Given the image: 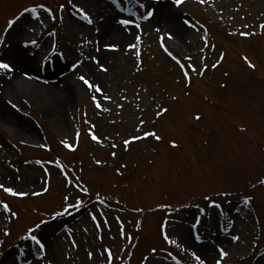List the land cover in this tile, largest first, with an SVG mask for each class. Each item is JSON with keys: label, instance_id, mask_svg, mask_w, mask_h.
I'll return each mask as SVG.
<instances>
[{"label": "rangeland", "instance_id": "374dc122", "mask_svg": "<svg viewBox=\"0 0 264 264\" xmlns=\"http://www.w3.org/2000/svg\"><path fill=\"white\" fill-rule=\"evenodd\" d=\"M139 1L0 0V264H264V0Z\"/></svg>", "mask_w": 264, "mask_h": 264}, {"label": "snow or ice", "instance_id": "6c2138e0", "mask_svg": "<svg viewBox=\"0 0 264 264\" xmlns=\"http://www.w3.org/2000/svg\"><path fill=\"white\" fill-rule=\"evenodd\" d=\"M70 2H71V0H70ZM183 2H184V0H173V3H174L175 5H177V6L181 5ZM200 2L203 3L204 0H200ZM114 3H115V0H114ZM137 3H139V0H137ZM37 7L41 8V9H44V5H42V4H41V5H38ZM61 7H63V5H61ZM139 7H140V8H145L146 6H145L144 4H139ZM45 10H46V11H50V10H47V9H45ZM28 11H29V9L25 8V12H28ZM32 11H35V9H32ZM78 11L80 12V14L84 15V18L88 21V23H92V20L89 18L88 14H87L86 12H84L83 9H78ZM129 11H131V10L129 9ZM153 15H154V10H153V9H149V10L146 11V13H144V14H142V15L140 16V19H142V20H148V19L151 18ZM17 22H18V20H16V21H14V20H9V21L7 22V27H8V29H11V28L13 27V25H14L15 23H17ZM119 23H120L122 26H129V25H131V26H134L135 28H139V27H140V25L137 24V23L135 22V20L132 19L131 17H129V18H121V19L119 20ZM157 30L159 31V29H157ZM6 31H7V29H6ZM165 35H166L169 39L172 38V35H171V33H165V34H163V35L161 36V46L165 48V51H167L166 46L163 44V40H164V36H165ZM136 39L139 40L140 37L137 36ZM3 42H4L3 39L0 38V43H3ZM32 43H35V41H32ZM106 47H108V48H113V49H114V48H116L117 46H116V45H106ZM128 47H129V48H135L136 45H135V44H129ZM137 54H138V53H137ZM168 54H169L170 56L172 55V53H170V52H169ZM92 59H96V58H95V57H92ZM187 59L190 60L191 57H187ZM245 59H247V58H245ZM180 66H181L182 69L184 68V65H183V64H181ZM249 66H250V67H254V65H251V64H250ZM73 67L75 68L76 65H73ZM101 67H102V70H106V69H103V66H101ZM205 67H206V66H205ZM213 67H216V65L214 64ZM191 69H192V71H197L195 65H192V66H191ZM0 70H3V71H5V72H11V71H13L14 69H13V66H12L9 62H7V61L3 60L2 58H0ZM183 74H184V76H185L186 78L188 77V72H187V71H184ZM200 74H202V72H201ZM79 79H80L81 81H83V83H84L85 85H87L90 89H91V88H94L96 92H101V91H102L101 88H100L98 85H95V84L91 83L88 79H86L85 76L81 75V76H79ZM105 98H106V99H110L109 97H105ZM93 100L96 101L97 98L94 96V97H93ZM13 106L15 107V105H13ZM97 107H98V108L100 107V103H99V101H97ZM161 111L163 112V111H167V110H166V109H161ZM159 114H160V113H158V115H159ZM196 118L199 119L198 116H197ZM141 123H143V121H141ZM77 135H79V134H77ZM144 135H145V136L152 135V136H155V138H156L157 140L160 139V137H159V136H156L155 133H145ZM92 139H93V140H97L98 137H97L95 134H93V135H92ZM137 139H138V137H137ZM62 143H64V144H65L66 146H68V147H71V145H68L66 141H62ZM124 143H125V145H127V144L130 143V141H129V140H125ZM174 143H175V142H173V145H174ZM113 155H115V153H113ZM96 162H97L98 164L101 163L100 161H96ZM261 183H264V180H262ZM0 188H2L5 192H7V193H9V194H11V195H18V196H25V195H27V193H24V192H17V191H15L13 188H11V187H5V186L2 185V184H0ZM45 191H46V189H45ZM82 191H83V192H87L88 189H87V188H83ZM67 200H68V197H65V201H66V203H65L64 207L62 208V210H61L60 212H57V213H56L57 216L64 215V214H68L69 209L79 208V207H81V206L83 205V202H82V201H78L76 204H69V203H67ZM214 203H215V202H213V204H214ZM3 208H4L5 210L10 211L9 206H8L6 203L3 204ZM11 214H12L13 216H16V215H17V213H15V212H12ZM93 219H95L94 216H93ZM40 223L43 224V223H45V221L42 220ZM37 227H39V225H37ZM7 234H8V233H5V235H7ZM22 239L30 240L31 242L35 243V244L38 246V250H40V251H43V249H44V247H45L44 244L41 242V240H40V239H39V238L33 233V229H31V228H29V229L27 230V234H26V236L23 237ZM165 239H168V237L166 236ZM233 239H234V240H239V237L236 236V237H233ZM171 242H172V243H176V241H174V240L171 241ZM90 255H91V254H90ZM108 255H109V256L112 255L110 251L108 252ZM219 255L223 258V257H226V256L228 255V253H227L226 251H224L223 249H220V251H219ZM193 256L195 257V259H196L197 261L200 262V264H204V261L201 260V258H200L199 255H197L196 253H193ZM109 264H110V262H109ZM216 264H221V261L218 260V261L216 262Z\"/></svg>", "mask_w": 264, "mask_h": 264}, {"label": "bare ground", "instance_id": "6f19581e", "mask_svg": "<svg viewBox=\"0 0 264 264\" xmlns=\"http://www.w3.org/2000/svg\"><path fill=\"white\" fill-rule=\"evenodd\" d=\"M168 26L169 27H175L176 26V24L175 23H173V21L171 22V19H168ZM44 90H45V92H47V94L49 95V96H51V97H53L54 96V94H55V90L53 89V88H44Z\"/></svg>", "mask_w": 264, "mask_h": 264}]
</instances>
